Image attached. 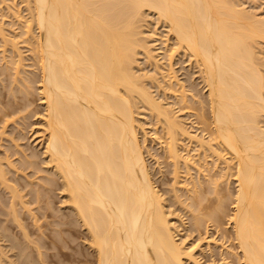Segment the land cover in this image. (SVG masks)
I'll use <instances>...</instances> for the list:
<instances>
[{"label":"bare ground","instance_id":"1","mask_svg":"<svg viewBox=\"0 0 264 264\" xmlns=\"http://www.w3.org/2000/svg\"><path fill=\"white\" fill-rule=\"evenodd\" d=\"M24 1L30 11L26 19V31L28 36L30 31L32 39H29L32 41L28 37L26 39L32 44V56H35L36 68L40 71L38 88L44 105V113L40 115L43 126L39 127L42 129H38V132H41L39 137L44 146L46 166L54 170L49 171L54 175L48 174L45 169L44 173L51 176H46L48 179L43 176L47 185L43 186L45 183L42 178L43 187L32 185L29 190L34 188L36 191L23 193L26 190L24 186L27 187L30 181L26 179L29 177L25 173L27 167L17 159L23 153L25 165L38 170L39 167L34 165L38 154L29 155L23 149L19 158H15L16 163L24 166L20 167L25 170L13 163L14 158L11 159L8 151L5 152L7 158L0 159V264H64L67 261L70 264L69 259L78 261L77 264H187L189 261L202 264L195 254L197 247L187 249L185 239L181 236L180 240L177 222L170 217L174 212L168 210L166 198L154 183L139 137V122L135 114L139 111L138 102L163 124L168 140L164 142L162 139L166 145L161 143L168 150L174 167L178 168L180 158H183L178 150L180 134L188 135L191 140L196 139L201 148H206L213 155L220 146L231 153L235 159L234 169L231 168L234 170L232 175L236 189L230 196L233 198L230 199L233 213L228 218L236 242L235 249L239 250L235 255L243 264H264V64L260 62L262 59L259 61L253 45L257 40H264V17L249 13L246 6L240 7L241 2L240 6L237 4V0ZM147 11L154 13L158 21L167 25L166 40L171 36L175 39V45L168 54L169 60L177 52L184 51L190 61L193 58L198 64L207 92L205 106L208 107L205 108L211 113V118L205 119L204 109V113L201 112L204 115L199 117H203V123H207V126L212 124L211 129L207 128V131L210 130L209 140L191 133L180 120L172 117V110L168 111L158 100L159 96L155 97L149 86L143 83L146 79L142 82V73L136 70L140 64V50L145 53L147 62L157 58L149 46L148 35L144 38L140 36V19ZM34 25L36 35L32 32ZM0 28L3 29L2 26ZM3 33L0 32V36H4L1 37L2 41L7 38ZM8 37L4 39L7 40L5 44L12 41L16 45L19 42ZM15 45H12L14 49L18 46ZM16 49L21 52L18 50L21 48ZM17 54L20 57L22 52ZM22 57L20 59L25 60ZM20 59L16 61L17 65L14 64V68L18 69V72L14 70L17 74H21L19 69L25 65L21 62L26 61ZM157 63L156 72L160 73ZM170 69L173 71L172 67ZM156 74L150 73L149 77L153 76L155 81ZM18 77L15 76V80ZM171 78L179 82L176 74H171ZM21 81L26 80L23 78ZM158 83L161 84V81ZM25 85L29 89L32 84ZM184 94L182 97L186 99ZM190 94L192 98L194 95ZM11 140L17 143L12 137ZM212 140L216 141L219 148ZM18 144L15 146L20 149L23 145L20 147ZM17 151L19 153L20 150ZM3 160L10 165L14 176H10L11 171L5 168ZM189 160L183 159L186 168L192 161ZM226 166L230 168L229 164ZM210 170L207 168L206 171ZM20 173L25 174L23 177L26 176L27 186L24 184L21 187ZM205 176H208V172ZM53 183L58 184L61 190L60 201L70 209V212L63 213L68 218L66 220L56 213L58 218L49 222L50 215L55 218L54 209L50 211L47 207L50 202V194L47 193L52 190ZM197 185L192 188L199 196ZM213 187L211 189L217 192L214 189L217 186ZM3 189L8 193L7 197ZM38 189L43 190V193ZM197 200L198 197L194 202ZM34 201L39 203L36 208L35 205L28 206ZM41 201L44 204H40ZM221 201L219 204L216 202L218 205H214V211L211 209L212 214L208 212L215 215L214 219L219 210L226 212V203ZM197 205L198 212L194 209L193 217L200 215L199 212L203 210H199L200 203ZM37 208L40 209V215L35 212ZM27 215L32 217L31 225L36 228L26 221ZM40 216L49 217L46 229L52 228L50 232L40 224ZM75 221L86 230L83 236L91 250L66 249L68 245L64 235L72 231ZM51 231L55 233L50 234ZM54 246L56 249L52 248ZM50 248L54 251H49Z\"/></svg>","mask_w":264,"mask_h":264},{"label":"rangeland","instance_id":"2","mask_svg":"<svg viewBox=\"0 0 264 264\" xmlns=\"http://www.w3.org/2000/svg\"><path fill=\"white\" fill-rule=\"evenodd\" d=\"M21 1L22 0H0V24H1L0 27L2 26L4 29V31H3V29L0 28V30L2 29V31H0V32H1V34H2V32H4L6 35L5 37H7V38H9L8 36H10V38H12V40L14 42H15V40L17 42L18 41L20 42V43L19 42L16 43V45H18L17 46L18 48H21L18 50H20L22 52L21 56H23L24 59L26 60L25 61V60L20 59L21 52L17 51V49H16L17 47L14 49V47L12 45H15V44H13L12 41H11L12 44L11 43L5 44L6 43L5 41H7V40H4V39H7V38H4L2 41V38L4 36L3 35L0 36V106H1L0 107V129H1V131H3V130L7 131L4 135H3L4 131L2 134L0 133V156H1L0 159L7 158V156H6L7 152L6 151H8L9 152L8 155L12 156L11 159L14 158L13 163H15L16 165H19L20 169L27 167V168H25L26 170L25 169H23V170H25L26 176L28 173V176H29V177L27 176L28 178H26V176L23 177L25 174L24 175L22 173L19 174L20 175L19 182H20V180L22 182L21 187L24 186V184H26V186H27L28 181H30L29 185L27 187L24 186V188H23L24 190L26 188V190L23 191V193H25L28 191H36L37 190V189L33 190L34 188L32 190H29L32 188V185L36 188H41L43 186H46L47 184L45 183L46 181L44 182V180H46L45 178H47L48 176L51 177L48 174L51 173V175H54V173H53L54 170H51L50 167L49 168L47 167L48 164H46V162H45L46 157L43 154L44 146L41 144L40 137H39V135H41L40 134L41 132H38V129H42L39 127L43 126V125H41L42 124V119H41L42 116H40V115H42L44 113V105L40 99L39 88H38L39 82H40L39 78H38L40 71H38V68H36L37 64L35 63L36 62L35 58H34L35 56L34 57L32 56L33 55L32 50H31L32 44L30 43L32 41L31 40L32 36L30 34V31H29V36H28V32L26 31L27 30L26 19L28 20V18L30 16L29 15L30 11H28V7H26L28 5V4L26 5V1H24V0L22 2ZM237 1H238V3H237L238 5L241 2V6L239 5L240 7L244 8V6H246V9H247V11H249V13L259 15L258 17H261V16L264 17L263 16L264 15V0H237ZM242 4H243V6H242ZM15 6H16V8H15ZM13 9L15 10V12L18 15L14 12ZM256 11H258V12H256ZM145 14L144 15L146 18L144 17V15H142L143 17L140 19L141 23L139 25H140V28L142 31V34H140V36L143 35V38H144V36L148 35L146 37L148 38L149 46H151L150 48H152V53H154V56H157V58L154 57L155 60L152 58L151 59L152 62H150V60H148V62H147V57H146L145 53L141 52V50H140V52H139L140 54H138V58L140 59L139 60L140 64L137 65L136 70L138 73L139 72H140V74L142 73V82L144 81V79L148 80V81L145 80L146 82L144 81L143 83H146V85L149 86V89L152 90L155 97L159 96V97H157L158 100L160 99V102L165 106V108H168L167 109L168 111H169V109H170V111L172 110V114L174 113L173 116L171 114L172 117H174L177 121L180 120L181 123L184 124L185 127L191 133L197 134L199 137H202L205 140H209L211 138V136L209 134L210 130L207 131V128L211 129L212 124L211 125L208 124V126H207L206 125L207 123H205V122L203 123V120H204V119H202L203 117H199L204 113L203 112L204 109H205L204 110L205 115L204 114L203 115H204L205 119H206V117L211 118V113H209V111L207 110L208 108H205V107H208V105L205 106V103L207 104V98H206L207 92H206V87L204 85L203 78L200 76L201 72H199L200 70L198 68V64L194 61L193 58L190 61L189 55H186V53L184 51L182 53L180 51L179 52L180 55L177 52V54H175L176 57L174 56V57H172L173 58L172 60H169L168 54L170 53V50L173 48V44L175 42L174 37L171 36V38L168 39V41H167L166 40V38H167L166 35L168 34L167 25L161 21H158L157 16L154 13H149V11H147V12H145ZM34 27H35V25L33 26L32 32L35 33L34 35H36L37 31H36V27H35V29H34ZM26 32H27V34H26ZM33 33H32V35H33ZM170 35H168V36H170ZM29 37L31 39H29ZM146 37H145V39H146ZM26 38L30 40L29 43L31 44L30 45L31 47L28 45L29 43H28V40ZM257 42H259V43L257 44ZM255 44L253 43L254 48L256 47L255 50L259 56V61H260V59H262V61H260V62L262 64H264V40H260V41L257 40V41H255ZM12 47L14 50L12 49ZM258 47H260V48H258ZM15 50L17 52H14ZM167 50H168V52H167ZM17 53H20L19 54L20 57L17 56L18 55ZM14 54L15 55L17 54L16 55L17 57L16 56L14 57ZM34 55H35V53H34ZM17 58L20 59L21 61H25V62H21V63H23V65L24 64L25 65L22 66V64H21L22 69H19V73L21 72L22 75L17 74L14 71V70H16L18 72V69H15L16 67L14 66V64H16V61L17 62L19 61ZM13 61H15V62H13ZM170 61H171V63H170ZM155 62L156 63L158 62L157 64L160 67L159 68L160 73L156 72ZM170 66L173 68V71H171L172 69H170L171 68ZM23 68H24V70H23ZM262 69H264V67ZM153 71H154V73H153ZM172 72L177 75L179 82L178 81L176 82V80H174V78H171V74H173ZM150 73L152 75L157 73L156 77L154 76L155 81H154L153 76H152L153 79L151 78V76L149 77ZM164 73H165V77L163 76ZM17 75L21 76V77H18ZM146 75H148L147 76L148 79H147V77L145 78ZM15 76H16V78L18 77V79L15 80V78H14ZM22 76L26 81H21V79L23 80ZM24 76L28 77V78H25ZM13 78H14V80H13ZM29 78H31L32 81ZM36 78H37V80H34ZM17 80L20 82L18 83ZM171 80H174V81H171ZM14 81H16V82L14 83ZM160 81H161L162 85L158 83ZM22 82H24V85ZM25 83H28V84L31 83L33 86L30 85L31 88L27 89L28 87L25 85ZM156 83L158 85H155ZM181 83H182V85H181ZM31 89H33V90H31ZM12 91H14V92H12ZM181 91L183 92V94L185 92L184 96L186 95V99H185V97H182L183 94ZM26 92L28 93V95ZM190 93H192V95H194L192 98L190 97L191 96ZM176 96H177V98H176ZM204 97L206 98L203 100L204 102L203 101L200 102L201 99H203ZM193 98H194V100H192ZM185 101L187 102V104ZM201 103H203V104H201ZM138 105L139 106H137V107H139V108H137V107L136 108L140 111V113H139V111H137L138 113L136 112L135 114H136V118L138 119V122H139L138 131L140 130L139 131V137H140V140H142L141 143H142L143 151L145 152L144 155L146 157L147 164H148L150 171L152 173V177H153L154 183L156 185V188L159 189L160 193L163 194L162 196H164L166 198V202L168 204V207H167L168 210H172L174 212L175 216L172 215L170 217L173 219V221L177 222V223L176 222L175 223L177 224V226L180 229V235H178V236H180V240H181V236H182V239L183 238L185 239L184 245L187 249L191 248L192 246L197 247L195 250L196 251L195 254L198 257V259H200L202 264H243L241 262V260L239 261V259L235 255L236 251L239 252V250L235 249L236 248L235 247L236 242H235V240H233L234 238H233L232 233H231L232 232V226L230 225L229 218H228V217H230V214L233 213V203L231 202V200H233V198L231 199L230 196L232 195L231 193H234V191L236 189V182H235L234 176L232 175V172L234 173V170H233L234 166L233 165H234L235 159L232 157L231 153L228 152V150H226L222 147L224 149L223 150L221 148V146H220V148H221L220 149L218 147L219 145L217 146L215 140H212V141H213L214 145H216V147L219 148V149H217L215 147L217 150H219V151H217V150L216 151L220 152V153L218 154L217 152H215L216 154L213 155L206 148L205 149H204V147L201 148L199 143L196 142V139L193 140V138H192V140H191V138H188L189 137L188 135L180 134L178 136L179 140H177V142H178V147H179L178 150L180 153L179 155H182L183 158L182 159L180 158L181 161L178 164V168L174 167L175 165H173V161L171 160V158L169 156L168 150H166L165 146L162 145V143H164L168 140V135L165 134L166 131L164 132L163 124H160L161 121L156 120V116H152L150 111L148 109H146L143 106V104H141V102H138ZM141 108H142V110H141ZM206 110H207V112H206ZM5 111H7L8 113ZM3 112H4V114H3ZM198 112H200V113L197 114ZM201 112H203V113L201 114ZM8 114H10V115H8ZM3 116H5L6 120L4 119ZM1 119L3 121L5 120V122H3ZM7 119L9 120V122L7 121ZM13 120L16 121V123ZM262 120L264 123V116H263ZM2 125L3 126L5 125L6 128H4L5 126L3 127ZM140 126L143 128H141ZM19 128H22L24 130H21ZM141 129H143V130H141ZM23 133H24V135H23ZM145 134H147V135L144 137ZM11 137H12V139H16L15 142H17V143L14 144L13 143L14 141L11 140ZM143 138L145 139L144 142H143ZM38 139H39V141H38ZM162 139L165 141L163 142ZM2 141H3V143H2ZM18 141L20 142V145L21 144L23 145L22 147L18 144L19 143ZM17 144L22 149L21 148L19 149V147L16 148L15 145H17ZM17 149L20 150L19 153H17L18 152ZM23 149H24V152H26L29 155L34 154V153L38 154L39 159L35 156L36 164H34L36 167L37 166L39 167L38 170H37V168H33L34 166L31 167V166L25 165L24 158H22L24 155H23V153H21ZM29 151L31 153H29ZM19 154L22 156H20ZM18 155H19L20 159H22L23 161L20 159H17V160H19V162L21 161V164L23 163L25 167L20 165L18 162H17L18 164L16 163L17 160L15 158H19ZM219 155H221L222 157ZM44 158H45V160H44ZM184 158H188V160L191 158L189 161H191V160L192 161L190 162V164L188 163L189 168H186V166H184V163H183ZM217 158H219V159H217ZM220 158H221V160H220ZM225 159L228 160L227 163H226ZM4 161L5 160H3V162ZM6 161H8V160H6ZM37 161L40 162V164L37 163ZM3 164L5 165V168H8L7 170L11 171L10 172L11 175H10V173H9V175L12 177L14 172L11 169L10 165H8V163H6V162H4ZM228 164L230 165V168L231 167L233 168V169L231 168L232 170L230 168H228V166H226ZM44 165L45 166L47 165V166L45 167ZM20 166L23 168H21ZM28 167H30V169H28ZM199 167H201V169ZM41 168L43 169V171ZM207 168L208 169L211 168V170L206 171ZM45 169H46V172L48 174L44 173ZM47 169H49V170L47 171ZM175 170H177V171H175ZM49 171H53V172H49ZM173 171H175L176 173H174ZM19 172H22V171L19 170ZM207 172H208V176H205ZM40 176H42V177H40ZM43 176H45V178ZM25 178L28 181H26ZM42 178H43V181H42ZM210 178H212V179H210ZM217 178L220 180H218ZM22 179H24V180H22ZM215 179L219 183L216 182ZM31 180H33V182ZM210 180H212V181H210ZM213 180L216 182V184L217 183L218 184L216 185L214 182V184H215L214 185ZM39 181H40V183H39ZM41 181L45 183V184H43V186L41 184ZM196 183L199 185V186L197 185V187H199V188H197V190L199 191V196H197L198 194L195 191H193V188H192L193 185L194 186L196 185ZM34 184H36V185H34ZM213 185H214V187L217 186V188H214ZM212 187L214 189H216L217 192H214V190L211 189ZM218 189H219V191H218ZM3 190H4L3 194H5L7 197L8 193L7 192L5 193V189H3ZM38 190H40V189H38ZM190 190H192V191H190ZM200 190H201V192H200ZM202 192H203V194H202ZM228 192L230 195L228 194ZM41 193H43V190L41 191ZM175 193L177 194V196H179V200H178V197L176 196ZM48 194H50V195H48ZM200 194H202V196ZM47 195H48V199L50 198V200H48L50 202H48L49 206H47V203H45V205L49 208V210L51 209L50 211H52V209H54L53 213H55V218H54V216L52 217L51 215L49 216L50 219H49V217H47V219H46V217L40 216L39 221H41V223L40 222L39 223L43 226V228H45V230H49V229L52 230V228L46 229L47 228L46 225L49 222H53L56 218H58V216H56V213H57V215H59V217L66 220L68 218H67V216L65 217L63 213L70 212V209L66 205H63L62 201H60V200H62V198H61L62 194H61V190H59L58 184H54L52 186V190L49 193H47ZM28 196H29V194H28ZM196 196L198 197L199 200H197L195 202H198V203L194 202V199L197 198ZM176 198H177V200H176ZM200 199H202V200L200 201ZM221 199L223 200V203H226V207L228 209L226 208V210H225L226 212L219 210L218 211L219 213L217 212L219 215L217 214L216 215L217 217L214 219L215 215L214 214L211 215V214L214 211V207L219 204V201L222 202ZM179 201H182V202H179ZM192 201L195 203V205ZM42 203H43V201H41L40 204H42ZM199 203L201 205L199 210L200 209H203V210H201V212H199L200 215H197L196 213L198 212L197 211L198 208L196 209V207H199V205L196 206V204H199ZM36 204L39 205L38 202L34 201L33 203L29 204L28 206L31 207V205H33V206L35 205L34 208H36V206H38ZM203 205L205 206L204 208H202ZM33 206H32V208H33ZM192 209H193V211H192ZM194 209L196 212L195 217H193L194 216ZM39 210L37 208L35 211V212H38V215H40ZM41 210H43V209H41ZM208 212H210L211 214ZM220 215L223 218H221ZM223 215H225V216H223ZM226 215H228V216H226ZM179 216L183 222L179 221L180 220ZM207 216H209V217H207ZM218 216L220 217V219L218 218ZM27 217L28 218H26V221L29 223L31 222L30 225L33 224L32 217L29 218L28 215H27ZM217 218L219 219V221L217 220ZM48 219L50 220L49 222H47ZM194 219H196V220H194ZM197 220H199V221H197ZM74 223L76 225H74V228H73L74 230L72 229L73 232L72 231L68 232L69 235H66L68 233L65 232V235H64L67 239V241H65V243H67V245H68V247L66 249L71 250V251H73V250L75 251L77 249L91 250L88 248V242H86V240H84L83 234L85 233L84 231H86V230L83 229L79 225L80 224L79 222H78V224H77V221H75ZM50 225H48V226L49 227L54 226L53 224L51 226ZM31 226L33 227V225H31ZM65 226H66V224H65ZM65 226H62V227H65ZM33 228H36V226ZM50 230L48 232H50ZM53 232L50 234H53ZM57 234L58 233H56V235ZM230 236H232V237H230ZM61 241H58L57 243L63 244V242H61ZM69 247H70V249H68ZM73 247H75V249ZM52 248L56 249L55 246ZM54 249L50 248L49 251H52V250L54 251ZM231 250H232V252H230ZM69 261H70V264H73V263L77 264V262H78V261H75L72 259H69ZM67 262L64 264H69V262L68 263ZM54 264H56V263H54ZM78 264H82V263L79 262ZM187 264H192V263L189 261Z\"/></svg>","mask_w":264,"mask_h":264}]
</instances>
